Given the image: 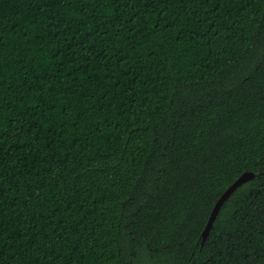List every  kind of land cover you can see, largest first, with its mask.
<instances>
[{
	"label": "trees",
	"instance_id": "1",
	"mask_svg": "<svg viewBox=\"0 0 264 264\" xmlns=\"http://www.w3.org/2000/svg\"><path fill=\"white\" fill-rule=\"evenodd\" d=\"M0 264H264V0H0Z\"/></svg>",
	"mask_w": 264,
	"mask_h": 264
},
{
	"label": "water",
	"instance_id": "2",
	"mask_svg": "<svg viewBox=\"0 0 264 264\" xmlns=\"http://www.w3.org/2000/svg\"><path fill=\"white\" fill-rule=\"evenodd\" d=\"M256 178V174L252 172H246L243 174L229 189L222 195V197L218 200L216 203L211 216L209 218V221L207 223V226L202 234L203 236V243L207 240L209 233L211 229L214 226V223L223 207V205L226 203V201L231 197V195L244 183L251 181Z\"/></svg>",
	"mask_w": 264,
	"mask_h": 264
}]
</instances>
